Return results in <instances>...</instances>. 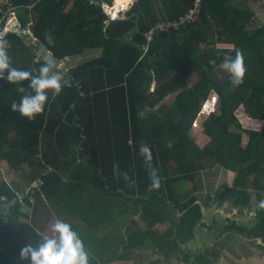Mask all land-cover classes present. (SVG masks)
Masks as SVG:
<instances>
[{"label":"trees","instance_id":"obj_1","mask_svg":"<svg viewBox=\"0 0 264 264\" xmlns=\"http://www.w3.org/2000/svg\"><path fill=\"white\" fill-rule=\"evenodd\" d=\"M114 1L11 0L22 26L31 22L55 58L101 52L60 71L63 90L59 95L48 90L44 111L34 120L12 110L21 99L20 85L0 79V163L24 173L28 164L30 179L37 182L23 203L15 184L0 181V264H29L20 259L21 249L36 247L45 236L31 213L37 203L47 204L78 233L89 264L126 260L125 253L105 258L111 244L102 242L98 232L111 226L129 233L120 239L126 250L144 244L164 252L180 248L186 264H210L212 257L193 259L181 243L203 224L197 191L212 165L235 172L233 186L215 195L245 207L252 204L253 189L258 203L252 227L230 217L211 227L264 240V209L258 207L264 200V126L245 130V146L236 130L242 128L241 106L264 121V23L249 29L262 0H202L199 20L156 31L151 39L147 33L157 22L178 18L194 0H134L125 13L110 19L101 3ZM13 23L7 18L0 27L11 65L38 75L47 60L37 59L35 45L10 31ZM236 50L243 54L246 73L234 88L220 65ZM193 74L200 79L187 87ZM212 92L219 109L194 136L191 128ZM142 144L149 149L144 155ZM149 166L160 178L158 188L151 187ZM189 180L192 189L181 188ZM212 194H206L208 199ZM130 214L140 215L146 226ZM159 222L171 223L172 242L155 227ZM113 238L107 235V241Z\"/></svg>","mask_w":264,"mask_h":264},{"label":"rangeland","instance_id":"obj_2","mask_svg":"<svg viewBox=\"0 0 264 264\" xmlns=\"http://www.w3.org/2000/svg\"><path fill=\"white\" fill-rule=\"evenodd\" d=\"M2 1V0H0ZM134 0H130L132 3ZM264 1V0H263ZM130 3V4H131ZM3 4L6 5V9H8L7 15L5 16L3 22L7 18L13 19L14 23L12 26L14 28H10L11 31L17 32L20 36L24 37L25 42L31 43L37 46L43 47V44L39 42V38H37L32 30V33H28L29 25L22 26L19 16L17 12H15L16 7L11 4V0H3ZM264 5L261 3L257 6V10L261 13L262 10L264 11L263 7ZM260 13L259 16H260ZM264 18V12L261 13V18ZM260 18V17H258ZM252 21V23L249 25V29L254 30L256 29L262 22L264 23V19H258ZM32 26V25H31ZM30 26V27H31ZM24 30H22V28ZM45 47V46H44ZM37 53V59L39 58V49L35 50ZM101 50L94 49V50H87L85 53L80 54L75 57H71L70 59L65 58L62 60L61 66L56 65L55 70H64L77 65L78 63H82L85 60H88L90 58H94L97 55H99ZM45 59V58H44ZM67 59V60H66ZM200 77L198 74H193L189 80L187 87H192L193 84H195L197 81H199ZM220 101L217 93L212 92L209 96V98L204 101L202 110L200 111L197 119L195 120L192 128L191 133L194 136H199L201 132L203 131V123L205 119L208 117V115L213 112L217 111L219 109ZM237 115L239 117V122L242 124V128H236L238 132H241L242 135V145H246L249 140V134L246 132V129H256L260 130L264 126V121L258 120L253 118L252 116L248 115L243 106H241L237 110ZM28 165V164H27ZM25 166V173L23 171L11 169L9 164L6 161H2L0 163V181L1 180H7L11 184H15L14 188L16 189L20 200H23L24 203V195L28 194L29 192H33L35 185L37 182H33L30 179L29 173L32 172V168L29 165ZM235 176V172L225 169L223 166L219 165H212V169L210 170V173L208 174H202L201 175V181L202 183L199 184V190L197 191V194L199 195L198 198L201 200L202 203V211H203V224L196 225L194 229V236L189 239L186 243H181V247L185 248L186 250L191 252V256L193 259H196L199 257L201 259V256L204 255L205 257L214 259V254H217V258H215L214 261H212L211 264H217L216 260L219 261V264H231L232 262L236 261V257L241 259L238 255L241 252V250L246 253L248 251L247 247H243L239 245V247L235 248V253L230 251V249H234L233 245L227 244L225 239L230 240L233 238L235 234L233 232H221L217 227H211V225L214 224V221L220 222L222 225L223 222H225V218L230 217L231 221L235 220L238 224H243L246 226H253L256 223V218H254L253 215H250L252 212V209L250 210L249 207L247 209L250 210L248 212V215H245L239 213L237 216H233L230 211V207H233L232 202L228 204V208H225L223 211L219 210V206H221V203H216L215 206L211 205L210 202L211 199H218L222 203H224L225 199L220 197V195H215L216 191H221L227 187L233 186V179ZM181 188L184 190L190 191L192 187L194 186V183L192 181H188L184 184H180ZM212 192L213 196L211 199H208L206 196L207 193ZM253 194V202L257 200L256 192L255 190H251ZM217 196V197H215ZM227 199V198H226ZM198 200V201H199ZM37 203V202H36ZM47 203V201H46ZM254 205V204H253ZM251 205V207L253 206ZM254 208V207H253ZM32 217L36 220V227L43 231L45 236H51L52 233H50L51 225L55 223L57 220L55 214L52 213L51 209L47 204L43 203H37L36 209L34 211H31ZM131 218L137 219V221H140V225L144 228L146 226L145 221L141 218L138 214H130ZM254 218V220H253ZM171 226V223H156L155 227H157L158 231L161 233V235H165L166 239L170 242L173 241V234L169 235V228ZM49 229V232H48ZM107 235H110L111 237H114L113 240L107 241ZM118 235V236H117ZM175 236V235H174ZM239 236L247 238V239H253L247 237L245 234H240ZM98 237L102 242L111 244V247L109 248L107 254L105 255V258L113 256L116 254H123L127 256L126 260H117L114 259L111 264H186V260L182 258L183 252L180 248H172L168 249L166 252L161 251L159 247L154 248L153 246H150L148 244H144L138 247L125 249L122 246V241L120 239L128 238L129 233L125 231V229L118 231L117 229H113L112 226L109 228L102 229L100 232H98ZM256 239L259 238V242H262V238L255 237ZM158 241H160V238H157ZM251 242H256V240H252ZM255 244V243H254ZM218 245L220 248H218ZM258 245V244H257ZM222 248V249H221ZM217 251H216V250ZM107 250V249H106ZM213 250L212 254L211 251ZM261 251V255L254 256L255 258L262 259L264 258V248L259 249ZM206 253H209L206 255ZM262 257V258H261ZM248 263V262H244ZM105 264V263H104ZM110 264V263H109ZM188 264V263H187ZM238 264H243L242 262H238Z\"/></svg>","mask_w":264,"mask_h":264},{"label":"clouds","instance_id":"obj_3","mask_svg":"<svg viewBox=\"0 0 264 264\" xmlns=\"http://www.w3.org/2000/svg\"><path fill=\"white\" fill-rule=\"evenodd\" d=\"M22 30L24 29L22 28ZM8 47L9 42L0 36V79L20 85L17 92L21 94V99L19 103L14 102L11 105L12 110L19 112L21 116L27 117L29 120H34L44 111L48 100V90L59 95L66 81L58 69L54 70L56 65L53 60H47L39 68V74L35 76L30 71L12 67L7 51ZM45 49L52 54L49 49L46 47ZM209 63L214 64L215 61H209ZM220 67L229 74L230 82L234 88L244 82L246 67L243 54L239 50H236L234 58L226 55ZM25 80L29 81L27 88L23 86ZM29 89L31 92L28 91ZM140 151L141 155H144L149 152V149L142 144ZM149 178L152 181L151 187L158 188L160 186V178L157 176L156 170L150 166ZM258 207L264 209V200L259 202ZM251 214L255 215V212ZM51 231L52 235L42 237L36 247L31 244L25 245L20 251V259L28 260L29 264H89V256L84 244L78 233L72 230L70 224L57 219L51 225Z\"/></svg>","mask_w":264,"mask_h":264},{"label":"built area","instance_id":"obj_4","mask_svg":"<svg viewBox=\"0 0 264 264\" xmlns=\"http://www.w3.org/2000/svg\"><path fill=\"white\" fill-rule=\"evenodd\" d=\"M91 3L94 5L99 4L98 0H90ZM130 1H121L117 2L115 0L112 4H108L107 2H102L101 6L103 8V11L110 17L115 13H125L130 5ZM201 7H202V0H194L193 5L189 8V10L184 13L183 15H180L176 19L172 20H161L156 23L147 33L149 39H151L156 31H165L169 30L171 27L179 29L181 26H185L187 24H190L192 22H195L199 20L200 14H201ZM8 9H6V6L3 4V0L0 1V27L3 23V20L5 16L7 15ZM29 25V34L32 33L31 22ZM10 28H14V26H11ZM22 28V27H21Z\"/></svg>","mask_w":264,"mask_h":264},{"label":"crops","instance_id":"obj_5","mask_svg":"<svg viewBox=\"0 0 264 264\" xmlns=\"http://www.w3.org/2000/svg\"><path fill=\"white\" fill-rule=\"evenodd\" d=\"M239 1V0H238ZM242 0H240V2H241ZM263 4L264 5V1L262 0V1H260L259 3H257L256 5H255V7H256V9H257V6L258 5H260V4ZM261 8H264V6L263 7H261ZM262 12H264L263 10H262ZM261 12V13H262ZM258 13H260L259 11H258ZM261 13H260V19H264L263 17L261 18ZM71 58V57H70ZM70 58H68V59H70ZM215 197H217V196H215ZM212 198V197H211ZM229 199L232 201V205H233V207H230V211H231V214L233 215V216H237V215H239V213H243V214H245V215H248V212H250V210L252 209V212L251 213H253V212H255V215H256V211H257V200H255L254 202H253V197H252V201H251V203L252 204H250V205H248V206H245V207H242V206H238V205H236L235 203H234V200H233V198H230L229 197ZM199 200V199H198ZM198 202H200L201 203V200H199ZM254 204V205H253ZM201 205H202V203H201ZM251 205H253L252 207H251ZM203 206V205H202ZM236 207V208H235ZM247 207H249V209H247ZM254 207V208H253ZM241 213V214H242ZM250 213V215H252ZM255 215H253L254 216V218H255ZM254 218H253V220H254ZM48 232H49V229H48ZM50 233H52V231L50 230ZM256 240V242H251L252 240ZM253 239H247V238H244V237H241V236H239V234H235L234 236H233V238L232 239H230V240H224V241H226L227 242V244H229V245H233L234 246V249H230V251H232L233 253H235V248H237V247H239V245H241V246H243V247H247V249H248V251H246V253H244V251L243 250H241V252L239 253V257L241 258V259H239L238 260V258L236 257V261H234V262H232L231 264H238V262H242L243 264H264V258H262V259H259V258H257L259 255L258 254H262L261 253V251L259 250L260 248L262 249V248H264V240L263 239H261L262 240V242H259V238H253ZM255 243V244H254ZM258 244V245H257ZM218 248H220L219 247V245H218ZM222 249V248H221ZM213 251V250H212ZM211 251V252H212ZM217 251V250H216ZM88 256H89V253H88ZM254 256H257L256 258L254 257ZM89 258H90V256H89ZM215 258H217V254H216V256H215ZM215 258L214 259H212L211 258V263H212V261H214L215 260ZM219 261H217L216 260V263L217 264H219L218 263ZM244 262H248V263H244ZM112 263V262H111ZM210 263V264H211Z\"/></svg>","mask_w":264,"mask_h":264},{"label":"water","instance_id":"obj_6","mask_svg":"<svg viewBox=\"0 0 264 264\" xmlns=\"http://www.w3.org/2000/svg\"><path fill=\"white\" fill-rule=\"evenodd\" d=\"M37 48L39 49L38 53H39V58L40 59H44L45 60H53L55 62L56 65L61 66L62 61L58 60L57 58H55L52 54H50L49 52H47V50L45 49V47H41V46H37ZM37 48L35 47V50H37ZM212 201L210 202L211 205H214L217 203H221V206H219V210L223 211L225 208H228V204H230V202H232L229 198L225 199L224 203H222L221 201H219L218 199H211ZM236 208V207H235Z\"/></svg>","mask_w":264,"mask_h":264},{"label":"bare ground","instance_id":"obj_7","mask_svg":"<svg viewBox=\"0 0 264 264\" xmlns=\"http://www.w3.org/2000/svg\"><path fill=\"white\" fill-rule=\"evenodd\" d=\"M122 0H117V2L119 3V2H121Z\"/></svg>","mask_w":264,"mask_h":264}]
</instances>
